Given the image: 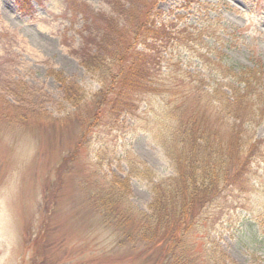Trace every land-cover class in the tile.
Masks as SVG:
<instances>
[{
	"label": "rangeland",
	"instance_id": "rangeland-1",
	"mask_svg": "<svg viewBox=\"0 0 264 264\" xmlns=\"http://www.w3.org/2000/svg\"><path fill=\"white\" fill-rule=\"evenodd\" d=\"M136 2L152 6L175 31L182 29L176 33L188 43L174 38L163 47L161 91L138 96L137 111L110 122L109 105L98 113L93 101L101 87L98 76L81 60L101 41V27L114 24L108 18L118 17L115 1L0 0V264H162L164 248L149 249L136 239L131 218L138 219L152 199L145 168L155 171V180L174 173L162 146L170 139L161 130L172 124L168 119L161 127L159 117L175 97L201 109L206 97L198 93V81L207 86L222 81L221 65L264 64V0ZM197 49L217 56L216 66ZM181 67L187 69L183 80L177 77ZM52 71L82 86L88 101L78 109L65 103ZM131 166L139 167L138 177L130 174ZM126 176V198L107 208L103 196L115 193L114 179ZM231 206H212L215 227L208 226L210 236L200 231L191 236L192 255L208 247L225 254L229 264H264V225L242 210L245 220L238 219L241 208ZM109 210L115 216L123 210L130 223L106 221Z\"/></svg>",
	"mask_w": 264,
	"mask_h": 264
},
{
	"label": "trees",
	"instance_id": "trees-1",
	"mask_svg": "<svg viewBox=\"0 0 264 264\" xmlns=\"http://www.w3.org/2000/svg\"><path fill=\"white\" fill-rule=\"evenodd\" d=\"M19 1L28 3V0ZM114 1L118 17L108 18L114 24L101 27V41L94 50L84 51L81 60L92 75L98 76L101 87L93 101L97 103L98 113L104 104L109 105L110 122L117 121L124 113L137 111L138 96L150 90L161 91L157 81L164 77L163 47L174 38L178 43H188L186 36L176 33L182 29L175 31L174 26L169 27L157 12L154 13L152 6L142 7L136 0ZM121 17L122 25L118 22ZM203 32L202 28L199 34ZM196 52L208 64H216L218 57L212 58L211 51L197 49ZM188 61L192 62L191 57ZM221 66L222 81L210 86L204 85L203 79L198 81L201 84L198 93L206 97L201 109L195 110L189 100H179L171 88L164 87L175 97L166 101L167 113L161 112L163 115L159 117L164 121L161 127L168 119L172 124L161 130L164 138L170 139L162 146L173 162L174 173L155 180V171L145 168L152 199L147 210L140 211L138 219L130 216L135 222L132 229L136 239L149 249L164 248L162 264H229L225 254L210 251L208 247V252L205 249L198 256L192 255L196 245L191 236L199 231L210 236L212 232L206 231L208 226L215 227L211 208L216 203H229L232 209L240 207L236 214L238 219L245 220L242 210L256 223L264 225V166L260 164L264 159V134L259 133L264 127V64L254 60L251 65ZM114 67H118L117 71ZM177 72V77L183 80L187 69L181 67ZM51 73L62 86L65 103L78 109L88 101L90 95L82 86L60 73ZM198 87L199 84L196 90ZM109 93L113 98H108ZM131 169L130 174L138 177L139 167L131 166ZM111 186L115 193L103 196L107 208L126 198L130 178H116ZM96 202L101 206L97 197ZM116 212L115 216L109 210L104 214L105 220L120 227L130 223L129 215L123 210ZM211 218L213 221L209 222ZM127 236L133 235L128 233Z\"/></svg>",
	"mask_w": 264,
	"mask_h": 264
}]
</instances>
